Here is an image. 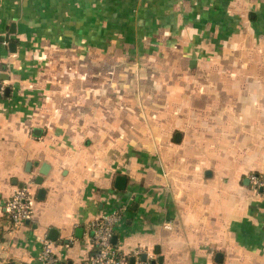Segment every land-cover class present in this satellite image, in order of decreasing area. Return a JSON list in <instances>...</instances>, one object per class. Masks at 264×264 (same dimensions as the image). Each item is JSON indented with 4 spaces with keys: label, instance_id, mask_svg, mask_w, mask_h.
<instances>
[{
    "label": "crops",
    "instance_id": "obj_1",
    "mask_svg": "<svg viewBox=\"0 0 264 264\" xmlns=\"http://www.w3.org/2000/svg\"><path fill=\"white\" fill-rule=\"evenodd\" d=\"M260 60L264 0H0V264H40L44 240L56 264H88L87 226L114 211L123 255L264 264V198L246 178L264 176V109H145L165 84L217 93L228 65ZM148 79L162 85L136 93L143 123L130 94L108 104ZM22 186L33 212L13 225L4 206Z\"/></svg>",
    "mask_w": 264,
    "mask_h": 264
},
{
    "label": "rangeland",
    "instance_id": "obj_2",
    "mask_svg": "<svg viewBox=\"0 0 264 264\" xmlns=\"http://www.w3.org/2000/svg\"><path fill=\"white\" fill-rule=\"evenodd\" d=\"M260 61L261 64L256 67L250 66L249 61H247L248 63L244 62L241 66L240 64L237 66L228 65V67L225 68V71H222L221 73L222 78H225L224 80L226 81L218 82L220 85V92L219 89H217V93L212 92L211 83L209 82H200L197 89L194 88V90L189 92V90H186V82L183 81L178 83V92L174 91L170 95V84H168V86H165L167 84L164 85V93L158 90L162 85L161 83L159 84L148 79L145 85H143V83L139 84L138 88L136 83L132 82V85L128 84V88L123 91L122 88H119L118 90L114 89L115 98L113 101L108 100V104H112L113 106L120 107L122 109L121 106L123 105L124 98L123 92L125 94V98H127L130 94L132 120H139L143 123V121H146L147 119L146 113L144 112V109L141 108L143 106L139 104V100L136 99L135 96L137 92L139 93L141 90L144 91L143 88L146 87V91H149L148 94H150V91L155 92V90H158L159 94H167V96H162L159 100L157 99V101L151 98L153 100L146 103L145 109H151L152 111L153 109H264V62L262 60ZM144 66H148L146 68L149 69V65L141 66L139 64L138 66H135L136 69H133L134 66L130 65V75H133L132 78L134 77V70L137 71L142 68L146 69ZM142 75L144 76L145 74ZM252 76L253 78H257L258 76V83L260 85L258 91H254L250 88V83H245L243 81L245 77L251 78ZM235 78H239L241 81L239 79L234 80ZM155 84L159 86L156 88ZM110 89H112V87H110ZM99 90L100 95H102V93H106L107 95L109 94L104 90V87H101L100 85ZM126 92L129 93L126 94ZM134 107H136V109ZM137 113H140L139 118L138 116H134V114L137 115ZM133 117H135V119H133Z\"/></svg>",
    "mask_w": 264,
    "mask_h": 264
},
{
    "label": "built area",
    "instance_id": "obj_3",
    "mask_svg": "<svg viewBox=\"0 0 264 264\" xmlns=\"http://www.w3.org/2000/svg\"><path fill=\"white\" fill-rule=\"evenodd\" d=\"M246 178L251 189L264 198V176L250 172ZM32 203L33 195L27 186L16 188L4 206L9 221L13 225H19L30 220L33 212ZM120 218V213L114 211L90 221L87 230L90 233L92 254L88 264H155L152 254L142 247L134 249L130 256L131 261L129 256L123 255L112 245L113 229ZM38 261L40 264H56L57 260L52 254L50 242L42 241Z\"/></svg>",
    "mask_w": 264,
    "mask_h": 264
},
{
    "label": "water",
    "instance_id": "obj_4",
    "mask_svg": "<svg viewBox=\"0 0 264 264\" xmlns=\"http://www.w3.org/2000/svg\"><path fill=\"white\" fill-rule=\"evenodd\" d=\"M4 40H5V41H8V37H5ZM8 46H9V47H12L11 44H9ZM179 137H180L179 134H178V133H175V135H174V141H177ZM46 172H47L46 170H41V171H40V173H41L42 175L46 174ZM40 180H41V179H38V180H37V183H40ZM125 182H126L125 177L118 176V177H116V179H115V187H116L117 189H122V187H124V185H125ZM50 233H52V231H50ZM51 238H52V237H51ZM113 239H114V238H112V240H113ZM112 240H111V241H112ZM142 258L144 259V256H142ZM131 261H132V259H131ZM158 261H159V263H161V259H160V258H158Z\"/></svg>",
    "mask_w": 264,
    "mask_h": 264
}]
</instances>
